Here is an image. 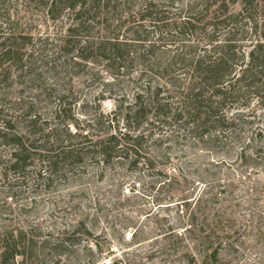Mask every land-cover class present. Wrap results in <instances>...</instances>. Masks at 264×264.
Listing matches in <instances>:
<instances>
[{
  "label": "trees",
  "instance_id": "obj_1",
  "mask_svg": "<svg viewBox=\"0 0 264 264\" xmlns=\"http://www.w3.org/2000/svg\"><path fill=\"white\" fill-rule=\"evenodd\" d=\"M100 67L133 83L134 93L115 104L106 135H83L69 81L97 84ZM44 68L60 69L68 94L59 95L52 119L27 103L17 122L5 113L14 78L23 85L33 76L30 89L45 88L49 97L61 92ZM165 144L178 146L176 163L151 157ZM263 164L264 0H0V184L12 201L27 188L58 191L72 177L142 173L152 178L148 190H157L156 207L176 209L177 225L156 227L155 238L171 239L189 264H264V206L249 186L264 175ZM125 185L118 181L114 195L144 212L130 204ZM127 219L132 239L145 234L139 218ZM57 234L1 230L0 264H62L83 236L94 238L84 221ZM90 247L89 264H98ZM47 250L49 263L34 258Z\"/></svg>",
  "mask_w": 264,
  "mask_h": 264
},
{
  "label": "rangeland",
  "instance_id": "obj_2",
  "mask_svg": "<svg viewBox=\"0 0 264 264\" xmlns=\"http://www.w3.org/2000/svg\"><path fill=\"white\" fill-rule=\"evenodd\" d=\"M45 58H47V62H50L51 70L54 62L48 57ZM100 68L102 79L100 78L97 84L92 83V78L84 76L74 77L72 81H69L77 101L74 115L78 119V123L75 121L73 123L74 125L79 124L78 130L83 135L87 133L106 135L110 130L107 120L116 111L115 104L123 96L127 100H131L134 93L133 83L129 80H114L102 67ZM50 70L44 68V71L48 73H46L49 79L47 83L50 86L55 84L56 89L61 91L59 94L49 97L48 92L42 93L45 88L38 90L34 86L30 89L31 82L28 81L33 80V76L25 78L26 84L23 85L21 81L15 83L14 78V84L7 90L10 97L5 104V113L14 115L16 121L19 122L27 111V103H30L36 109V114H41L44 119H52L55 109H59V95L68 94L67 89L70 88V85H67L68 82L60 74L59 68L54 70L56 74ZM106 82L107 84H105ZM15 101L20 104L12 105L15 108L11 109L8 105L9 103L14 104ZM64 101L68 103V100ZM256 107V102H253L250 109L253 111L256 110ZM261 114L262 110H259V115ZM120 127L123 129L124 124L121 123ZM260 127H263L262 124ZM176 149L178 146L172 147L169 144H165L163 148L154 147L151 150V157L159 163H165L164 158L170 156L172 162L176 163L174 160ZM262 167L264 168V164ZM12 177H14L13 174ZM121 180L126 183L124 193L131 200L130 204L135 201L139 202L143 207L141 210L144 209L145 213H140L138 210L132 212V207L127 201L114 195V187ZM151 181L152 178L137 172H128L124 178L110 173L103 180L85 175L84 177H72L66 184H61L58 191L54 192L37 195L28 188L24 189L23 193L13 201L9 198L10 194L7 190L9 188L0 184V231L8 228L28 229L37 226L45 235H58V232L69 227L73 221H84L93 231L94 238L83 236L82 244L76 254L63 255L62 264H89L93 257L86 250L88 246H91L92 254L95 259H98V264H109L118 259L125 264H189L190 259L181 257V254L175 253L171 249V239L155 238L156 227L158 230L166 229L170 223L176 226L178 219L176 209L172 207L168 210L165 206L156 207V204L151 200L157 191L148 190ZM31 186H34L33 181H31ZM249 186L252 188L251 193L256 190L260 194V204L264 206V175L252 180ZM133 187H136L140 194L133 192ZM142 194L148 195L150 198L143 197ZM162 194L165 196V193ZM155 215L162 220L160 223ZM127 218L136 221L139 218L140 222H143L141 228L145 227V234L138 239H132L133 231L131 229L133 227L127 231L122 226L129 224L130 221ZM125 220H127V224L124 223ZM48 253L47 250L42 254H36L34 258L49 263L51 255ZM248 258L254 259L251 254ZM36 259L33 261H37ZM197 259L199 260V256ZM230 259L224 257L223 262L226 263Z\"/></svg>",
  "mask_w": 264,
  "mask_h": 264
}]
</instances>
